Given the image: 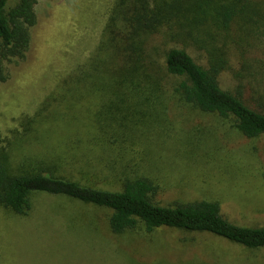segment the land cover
Masks as SVG:
<instances>
[{
	"label": "rangeland",
	"instance_id": "1",
	"mask_svg": "<svg viewBox=\"0 0 264 264\" xmlns=\"http://www.w3.org/2000/svg\"><path fill=\"white\" fill-rule=\"evenodd\" d=\"M16 2L7 0L5 11ZM118 3L36 0L24 57L2 62L0 152L10 167L53 164L58 175L102 189L145 176L156 204L213 201L229 222L264 227V137L246 138L231 118L184 102L174 91L181 78L164 72L171 45L200 65L204 50L149 37L148 52L165 77L160 98L128 94L120 101L103 84L121 66L107 32ZM245 8L243 18L212 35L229 56L219 84L264 113V0ZM110 213L45 193L33 194L24 214L0 205V264H264V247L206 232L138 226L113 234Z\"/></svg>",
	"mask_w": 264,
	"mask_h": 264
},
{
	"label": "trees",
	"instance_id": "2",
	"mask_svg": "<svg viewBox=\"0 0 264 264\" xmlns=\"http://www.w3.org/2000/svg\"><path fill=\"white\" fill-rule=\"evenodd\" d=\"M251 1L127 0L126 4V0H119L107 32L121 66L103 84L117 91L120 101L128 94L142 99L160 98L165 91V77L148 52V39L159 33L175 44L185 41L204 50L205 65L196 63L184 47L171 45L163 64L165 74L181 78L174 91L202 112L231 118L244 137H264V113L248 106L240 92L220 86V75L230 69L229 56L226 45H214L212 36L227 31L238 17L243 18ZM35 2L17 0L5 11L7 0H0V83L4 80L3 60L23 58L27 51L28 29L36 23ZM115 17L119 19L118 26ZM22 163L10 167L7 156L0 152V205L16 214L30 209L33 194L45 193L110 210L107 225L113 234L120 235L138 226L147 233L167 227L210 233L246 248L264 247V227L229 222L220 214L217 202L201 200L171 206L154 203L151 195L156 188L145 176L126 179L120 190H109L58 175L53 164L40 162L25 168Z\"/></svg>",
	"mask_w": 264,
	"mask_h": 264
}]
</instances>
